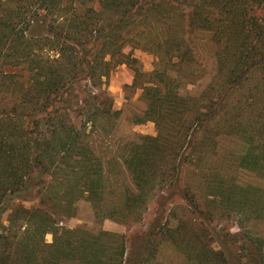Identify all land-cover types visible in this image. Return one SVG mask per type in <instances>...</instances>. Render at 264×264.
Listing matches in <instances>:
<instances>
[{
  "label": "trees",
  "instance_id": "1",
  "mask_svg": "<svg viewBox=\"0 0 264 264\" xmlns=\"http://www.w3.org/2000/svg\"><path fill=\"white\" fill-rule=\"evenodd\" d=\"M88 3L0 0L1 74L12 78L15 70L24 72V64L31 68L29 84L21 82L18 100H0V264H66L77 257L81 264H128L124 236H113L117 256L109 261L100 241L75 247L69 235L79 230L61 225L74 217L80 200L102 198L103 163L84 136L99 118L111 115L113 101L102 99L104 108H96L90 100L107 94L89 91L88 101L75 95V89L83 86L86 92L91 79L99 88L112 66L137 63L124 52L127 42L121 35L127 28L165 25L169 29L156 37L164 53L156 68L149 73L135 69V84L148 104L140 122H153L157 128L156 136H139L125 158L135 196L145 202L143 206L158 186L178 194L184 167L193 165L189 161L193 154L200 157L197 146L203 140L197 134L232 106L233 92L235 103L247 94L264 96V0H99L98 8L76 7ZM70 10L73 16L68 17ZM176 16L183 18L180 34L171 29ZM197 30L212 32L220 65L199 96L182 95L173 72L181 70L182 57H192L193 50L184 46L192 44ZM254 69L262 70L260 82L247 86ZM75 98L90 108L82 126L76 122L78 114H72ZM83 107L78 101L76 109ZM241 116L238 113L233 128H241ZM222 186L219 189L225 193ZM181 196L193 214L186 223L200 226L204 221L198 215L203 212L200 205L187 190ZM47 234L53 236V243L46 242ZM152 234L153 228L144 238L143 255L151 252ZM256 239L255 249L242 264H264V239ZM206 253L211 257L204 258ZM141 255L140 251L132 264L146 262ZM197 255L205 264L231 260H220L212 250L202 249Z\"/></svg>",
  "mask_w": 264,
  "mask_h": 264
},
{
  "label": "rangeland",
  "instance_id": "2",
  "mask_svg": "<svg viewBox=\"0 0 264 264\" xmlns=\"http://www.w3.org/2000/svg\"><path fill=\"white\" fill-rule=\"evenodd\" d=\"M79 1L89 2L86 6L76 5L79 9L89 6L98 8L99 5V0ZM78 11L83 13L85 10ZM67 15L73 16V11L70 10ZM182 20V17H174L171 29L177 34L183 31ZM168 30L165 25L158 28L143 25L127 28L121 35L127 42L124 52L130 53L137 63L112 66L102 78L99 88L93 87V79L88 82L87 93L82 90L83 86L76 87L75 95H84L88 101L91 91L108 95L107 98L90 100L96 103V108H104L100 106L102 99L107 103L112 100L113 106L111 115L99 118L96 126H89L84 136L103 163L102 198L80 200L75 204L74 217L61 225L68 230H79V233L69 235L75 247L80 242L89 245L100 241L107 248L105 257L109 261L117 256L116 252L113 253V236H124L128 240V264L135 261L140 251L141 257L147 259L140 264H205L197 255L202 249L218 252L220 260L230 258V264H242L241 260L255 249L256 238L264 239V96L261 93L244 94L246 97L242 98L239 95L241 101L235 103L233 98L236 93L233 92L229 97L232 106L229 104V108L223 109L220 115L203 125L197 134L203 140L197 146L200 157L193 154L189 160L193 165L184 167L182 186L177 195L174 196L170 188L158 186L143 206L145 202L136 198L134 180L125 165L131 144L139 142V136L157 135L155 123L140 122L148 104L142 89L135 84V69L137 67L149 73L156 68L158 57L164 54L159 51L156 37ZM142 33L145 34L143 37ZM211 33L197 30L191 36L192 44L184 46L186 51L193 50L192 57L190 54L182 57L181 70L175 68L173 72L176 89L182 95L199 96L216 74L220 59ZM106 60L110 61V56ZM24 66V72L15 70L12 78L3 76L0 68V100L13 103L19 98L21 82L26 81L28 86L31 68L26 64ZM253 71L247 86L260 82L262 70ZM77 100L84 105L79 110L76 109ZM74 101L71 105L75 108L70 110L74 116L78 114L76 122L82 126L89 117L90 108L79 98ZM84 112L85 115L82 114ZM240 112L242 126L238 130L233 127ZM257 161L260 163L256 164ZM221 185L225 193L219 189ZM186 190L203 211L198 215L204 221L200 220V226L196 223L195 228L186 223L188 218L193 217L181 196ZM220 194L222 196L219 197ZM151 228V252L143 255L144 238ZM45 240L51 244L54 238L47 234ZM209 257V253L204 255V258ZM81 263L77 257L66 264Z\"/></svg>",
  "mask_w": 264,
  "mask_h": 264
}]
</instances>
